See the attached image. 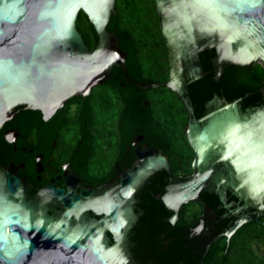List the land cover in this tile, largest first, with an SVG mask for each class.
<instances>
[{
    "label": "water",
    "instance_id": "obj_1",
    "mask_svg": "<svg viewBox=\"0 0 264 264\" xmlns=\"http://www.w3.org/2000/svg\"><path fill=\"white\" fill-rule=\"evenodd\" d=\"M153 1L168 50L169 74L164 85L180 96L189 113L186 138L194 152L191 173L167 183L162 201L176 212L183 203L200 202L207 190L226 203V189L231 187L238 191H231L238 199L264 212V105L244 116L234 104H226L219 111L192 117L183 77L185 69L194 78L200 77L198 51L209 47L215 50L212 62L218 66L215 79L225 62L258 61L264 67V0ZM79 10L97 33L91 50L76 27ZM112 12L114 0H0V124L19 104L38 109L47 118L68 98L88 95L109 77L112 66L124 68L126 55L118 36L106 29ZM150 153L145 161V155L137 153L139 163L119 175L116 201H106V217L99 223L107 228L111 220L113 234L121 229L119 219L129 218L126 199L138 183L161 167L171 174L167 156ZM220 162L226 171L217 169ZM7 175L5 190L2 194L0 190V264H130L118 246H110L100 236L103 228L97 230L93 224L78 233L68 230L65 221L23 214L9 197L18 180ZM71 195L59 194L65 207L85 206L81 197ZM242 208L239 205L236 211ZM250 219L256 218L239 219L226 235Z\"/></svg>",
    "mask_w": 264,
    "mask_h": 264
},
{
    "label": "trees",
    "instance_id": "obj_2",
    "mask_svg": "<svg viewBox=\"0 0 264 264\" xmlns=\"http://www.w3.org/2000/svg\"><path fill=\"white\" fill-rule=\"evenodd\" d=\"M76 27L85 45L93 49L97 33L82 10L77 14ZM106 29L118 36L119 47L126 55L124 68L112 66L108 79L94 86L88 95L68 98L52 116H75V128L84 124L100 132L94 136L92 145L89 139H85L81 148L84 154L91 146L96 153L104 154L115 148L123 150L138 127L146 141L167 156L171 174L161 167L148 174L134 190L138 219L131 227L129 238L132 248L142 257L148 252L162 264H172L178 257L186 260V264H197L198 257L189 255L182 235L183 230L197 219L196 204L190 201L183 203L176 211L177 221L172 223L169 218L175 212L161 199L168 178H184L191 173L194 152L185 135L189 113L180 96L164 85L169 74L168 50L154 1L114 0V12ZM214 56L215 50L211 47L200 51L205 74L188 84V95L196 117L204 114L205 104L214 94L227 100L241 98L243 106L262 99L259 88L264 85V67L261 64L225 62L222 64V77L215 79L218 66L212 62ZM153 83L159 85L152 86ZM15 111L18 121L12 126H17L21 133L33 127L41 134H51L65 124L52 119L46 122L40 110L24 104L15 106ZM85 131L88 129L80 128L79 133L83 135ZM228 195L234 197L230 193ZM201 198L217 213L216 219L220 223L214 222L215 232L232 223L234 216H224L228 212L226 208H216L221 203L215 192L206 190ZM253 241L264 247V225L250 220L235 229L228 242L225 237L216 241L207 252L204 264H264V256L253 249Z\"/></svg>",
    "mask_w": 264,
    "mask_h": 264
},
{
    "label": "flooded vegetation",
    "instance_id": "obj_3",
    "mask_svg": "<svg viewBox=\"0 0 264 264\" xmlns=\"http://www.w3.org/2000/svg\"><path fill=\"white\" fill-rule=\"evenodd\" d=\"M201 50L198 51V57ZM253 63L259 62L253 61L247 64ZM199 64L201 66L200 57ZM200 74V77L205 74L202 66ZM222 74L221 72L219 78L222 77ZM183 77L184 82H186L187 93H189L188 84L200 77L194 78L190 69H185ZM214 77H216V74ZM259 92L262 96L260 101L244 106L241 98L227 100L219 94H214L206 102V110L201 116L210 111H219L226 104H234L240 116L249 115L253 108L264 105V85L259 88ZM72 108L74 110L75 106L73 105ZM15 112L14 107L8 118L0 124L1 194L5 190L4 184L8 172L10 175L16 176L18 180L14 193L9 194V197L20 205L19 208L23 214L29 213L35 217L42 215V217L52 221H65L68 223V230L78 233L83 232V230L88 229L93 224L97 226V230L101 231L103 227L99 221L106 217V211L108 209L106 207V201L107 203L116 201L113 195L120 184L119 175L123 171L130 169L134 163H139L137 153L145 155L142 161L147 160L148 156L152 154L150 152L153 150L154 155L159 152L162 153L161 150H158L154 145L146 141L145 136L139 133V128L135 127V133L132 135L130 141L125 144L123 150L119 151L115 148L109 154H104L103 152L96 153V149L91 146L88 152L84 154L81 148L85 139H89V144L92 145L91 141L95 138L94 136L100 132L91 130L90 126L88 127L84 124L82 127L75 128V116L53 117L52 114L47 118L43 117L46 122L51 119L52 121L60 120L58 123L61 124L62 121L65 122L61 127V124L57 126V129L60 127L59 130L51 134H41L33 127H29L24 133H21L18 131L17 126H12L13 123L18 121ZM191 115L195 118L201 117L194 115V109ZM89 122L91 125L94 124L92 121ZM84 123L86 124L87 122L84 121ZM80 128L88 129V132L85 131L86 133L82 135L79 133ZM186 128L187 124L185 127V135ZM101 134L106 135V133ZM217 169L221 171L227 170L225 164L222 162L218 164ZM176 177L172 176L168 178V183ZM177 178L185 179L186 177ZM142 180L137 186H139ZM243 187L248 186L243 185ZM231 191L238 194L236 189H232L231 187L230 189H226V203L220 200L221 205H218L216 208H226L228 212L224 216L232 215L234 219L226 228L217 232H215L216 229L213 224L214 222L217 224L220 222L216 219L217 213L215 209L208 206L201 198V195L200 202L190 201L196 204L195 208L199 213L196 221L184 229L182 235L185 238V245L189 248V255L192 254L198 257L197 264H204L207 252L215 245L216 241L218 242L225 237L228 242L234 232L229 236L226 233L239 219L251 217L256 219L250 220L257 222L264 220V212L262 209L254 204H245L244 201L238 199ZM68 192L72 193L71 196L75 194L81 197V203L85 204V206L83 207L79 204L75 207H65L62 200H60L59 194L65 196ZM134 193L130 198L126 199L125 204L129 211L127 214L129 218L126 219L127 217H124L119 219L121 224L120 231L116 234L110 231V220V223L106 222V226L108 227L103 228L100 236L105 237L110 246H118L121 255L123 254L124 257H129L128 262L130 264H162L155 259L154 255L146 252V255L142 257L135 251L136 249L132 248L129 234L131 227L138 219ZM228 193L234 195V197L230 198ZM95 198H97V201ZM76 200L73 202H76ZM239 205H243L244 208L236 211ZM121 210L122 208H118L117 211ZM65 212H68L69 216L66 217L64 215ZM169 219L172 223H175L178 219L177 212L173 213ZM176 236L177 234L174 235V237ZM252 246L257 254L264 256L263 246L257 241H253ZM185 261L183 258L178 257L172 264H186Z\"/></svg>",
    "mask_w": 264,
    "mask_h": 264
}]
</instances>
